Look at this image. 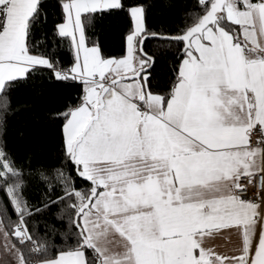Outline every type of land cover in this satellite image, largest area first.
<instances>
[{
  "label": "snow or ice",
  "instance_id": "6c2138e0",
  "mask_svg": "<svg viewBox=\"0 0 264 264\" xmlns=\"http://www.w3.org/2000/svg\"><path fill=\"white\" fill-rule=\"evenodd\" d=\"M196 3L165 35L148 30L141 0H56L58 19L34 40L44 0H0V127L36 72L80 89L54 117L61 170L25 173L0 137V264H264V188L256 202L243 183L264 176V0ZM119 13L124 53L106 56L88 33ZM150 39L181 45L167 93L153 91ZM26 177L44 185L37 205ZM224 229L242 231L238 256L205 246Z\"/></svg>",
  "mask_w": 264,
  "mask_h": 264
},
{
  "label": "trees",
  "instance_id": "16d2710c",
  "mask_svg": "<svg viewBox=\"0 0 264 264\" xmlns=\"http://www.w3.org/2000/svg\"><path fill=\"white\" fill-rule=\"evenodd\" d=\"M146 6V26L150 32L175 35L200 13L196 0H141ZM41 10V22L33 30V39L39 40L45 35L52 23L58 19L54 7L56 0H44ZM46 15V19H45ZM131 27L128 17L119 13L98 21L94 29L89 30L90 39L98 40L106 56L120 57L124 53V36ZM50 37V33H49ZM181 45L158 40H148L145 50L156 56L152 69L151 83L153 91L167 93L176 78L179 67ZM70 59L67 52L63 53ZM12 109L6 123L0 127V137L7 144L19 166L25 173L28 169L56 172L64 164L63 133L64 120L54 119L58 114L70 110L80 103L77 86L51 82L44 73L36 72L11 92ZM65 175L67 173L65 172ZM81 185L80 181H76ZM23 197L33 205L45 199V188L37 179L26 177ZM3 202H0V207ZM11 219L15 220L13 213ZM39 219V218H38ZM57 227H60L58 224ZM43 230V221H41ZM73 240L57 239L58 247H66ZM49 255H56L52 250Z\"/></svg>",
  "mask_w": 264,
  "mask_h": 264
},
{
  "label": "crops",
  "instance_id": "0c3cea01",
  "mask_svg": "<svg viewBox=\"0 0 264 264\" xmlns=\"http://www.w3.org/2000/svg\"><path fill=\"white\" fill-rule=\"evenodd\" d=\"M257 164L259 165V158H257ZM256 171L259 172V167H257ZM204 244L213 252L223 256H238L240 254L239 249L242 246V231L224 229L212 236L205 237Z\"/></svg>",
  "mask_w": 264,
  "mask_h": 264
},
{
  "label": "built area",
  "instance_id": "2783aa9c",
  "mask_svg": "<svg viewBox=\"0 0 264 264\" xmlns=\"http://www.w3.org/2000/svg\"><path fill=\"white\" fill-rule=\"evenodd\" d=\"M255 139V137H254ZM250 183L248 181H243V183H248V192L245 194L249 199L259 202L260 193L262 188H264V176L254 175L249 177Z\"/></svg>",
  "mask_w": 264,
  "mask_h": 264
},
{
  "label": "rangeland",
  "instance_id": "374dc122",
  "mask_svg": "<svg viewBox=\"0 0 264 264\" xmlns=\"http://www.w3.org/2000/svg\"><path fill=\"white\" fill-rule=\"evenodd\" d=\"M3 194L0 193V196H2ZM7 202V198L5 197V199L3 200V203ZM7 213L13 214V210H12V206H9L7 209Z\"/></svg>",
  "mask_w": 264,
  "mask_h": 264
}]
</instances>
